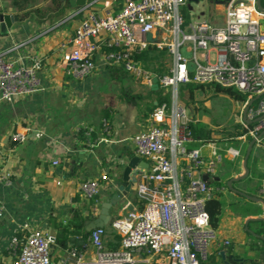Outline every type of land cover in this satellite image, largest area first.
I'll use <instances>...</instances> for the list:
<instances>
[{"label":"built area","instance_id":"built-area-1","mask_svg":"<svg viewBox=\"0 0 264 264\" xmlns=\"http://www.w3.org/2000/svg\"><path fill=\"white\" fill-rule=\"evenodd\" d=\"M186 3L110 0L109 8L97 9L93 1L74 14L87 12L74 35L60 44V64L66 76L79 81L115 65L149 88L154 87V76L158 77L162 100L149 114L146 128L130 138L134 153L149 164L135 173L133 208L92 229L89 243L78 246L73 242L61 248L57 235L41 227L26 228L22 238L7 232L1 249L12 256L11 264H55L56 260V264H209L212 245L220 235L211 224L206 201L225 189L214 190L211 183L220 180L225 157L237 158L241 151L194 137L192 125L199 121L183 98L182 86L220 85L245 94V100L237 101L241 108L238 120L252 140L260 143L264 131V13L257 0H226L223 25L201 20L184 29L180 6ZM23 46L19 42L0 51V103L13 104L46 90L40 76L42 55L11 56ZM163 48L167 50V72L157 74L145 68L142 53ZM104 130H110L107 119ZM11 137L25 141L30 136L18 130ZM194 143L197 146L190 147ZM4 181L11 184L0 162V185ZM110 183L108 173H103L80 182L78 192L91 200ZM261 194L264 199V180ZM6 203L0 199V217L7 211ZM230 242L225 239L222 246Z\"/></svg>","mask_w":264,"mask_h":264},{"label":"crops","instance_id":"crops-1","mask_svg":"<svg viewBox=\"0 0 264 264\" xmlns=\"http://www.w3.org/2000/svg\"><path fill=\"white\" fill-rule=\"evenodd\" d=\"M93 1L97 9H107L110 6V0H86V4ZM82 7H72L70 0H0V13L10 18L17 17L9 28V32L0 34V51H6L22 42L24 46L19 49L20 52H12L11 56L19 54L29 56L39 53L44 58V67L40 76L45 82L46 90L34 97L44 96L51 100L50 93L62 87L64 83L67 84L66 79L69 80V89L72 88L71 91L74 94L84 85L86 89L89 88V81L83 80L78 85L76 81L66 76L60 64V44L74 35L76 27L87 14L83 12L74 15ZM215 8L216 14L205 20L221 26L225 22V5L216 2ZM263 18L264 16L262 20ZM98 74L114 79L129 78L124 89V97L132 107L115 104L118 108L112 106L104 110L101 116L87 114L70 120L67 112L62 115L59 108L56 109L47 102L43 109L34 108L35 114L31 116H40L42 119H38L32 126L29 124V126H23L16 121L10 125L4 116V122L8 125L4 123V132L0 137V162L1 169L9 174L11 184L8 185L4 181L2 186L0 185V199L7 202V211L3 217H0V264L12 262L9 252L1 249L4 244V234L7 232H16L22 238L27 233L26 228L41 227L60 235V230L54 225L55 221L69 225L70 230L74 231L76 229L74 218H77V215L83 216L84 226L85 221L98 216L102 203L122 182L123 169L130 158L137 156L133 151L130 138L146 128L151 104L156 105L159 101L158 89L149 88L144 84L143 87L136 88L138 82L134 83L133 77L120 66L113 65L101 71L97 70L88 78H96ZM58 76H62L64 81L59 80ZM134 81L137 80L134 79ZM210 89L214 90V87L206 86L204 89L196 90L194 96L197 92L204 94L211 91ZM183 90L189 93L187 89ZM27 99L29 97H24L13 104L5 102L0 104H4V109L11 108L14 114L16 112L20 118H23L25 117L24 100ZM196 104L198 110L193 112V115L199 122L212 129V135L218 139V145L225 149L219 139L223 134H227L222 132L226 125L212 124L211 118L205 111L209 107V100L204 99L202 103L197 101ZM16 108L22 112L16 111ZM237 110L234 116L236 131L244 128L246 133L237 136V146L229 144L238 148L241 155L234 158V166L227 168V171L222 169L223 164L220 167V170L222 169V172L224 171L225 175L228 174L231 178L244 174L243 162L250 145L247 129L238 120L241 108L238 107ZM105 119L110 125L109 132L104 130ZM244 122L249 125V121L244 120ZM82 129L85 131L83 140L80 139ZM18 130L28 131L30 137L25 141L13 140L11 135ZM55 140H60L61 144L60 142L57 144ZM197 144H191L190 147ZM245 151L246 154H244ZM249 156V174L245 177L249 181L247 187L238 186L234 182L233 186L248 195L263 198L261 187L264 180V134L261 136V142L253 145ZM141 159L149 164L146 159ZM53 160H59V163L55 165ZM120 163L122 165H119ZM137 169L132 174L134 182L132 190L125 199V213L127 209L133 208L136 201L135 173ZM103 173H108L111 179L110 186H106L96 198L84 199L78 192L80 182L98 177ZM220 173L221 171H219V178L223 175ZM58 181L61 183L58 184ZM214 197L222 200L224 208L216 228L220 239L212 245L209 264H264V231L261 232L262 234L257 233L264 226L253 222L264 218V202L253 201L230 189L216 192ZM112 208L110 213L116 217L112 213ZM90 233L91 231L87 238L71 235L69 243L75 242L78 245L76 239H85L86 243H89ZM225 239L231 241L229 245H232L231 247L222 246V241Z\"/></svg>","mask_w":264,"mask_h":264},{"label":"rangeland","instance_id":"rangeland-1","mask_svg":"<svg viewBox=\"0 0 264 264\" xmlns=\"http://www.w3.org/2000/svg\"><path fill=\"white\" fill-rule=\"evenodd\" d=\"M215 6H216V2L214 0H200L198 3L187 2L185 5L180 6V13L184 20L183 28L186 29L189 24L196 22V20L197 21L205 20L209 18L211 15H215L216 14ZM263 23H264V18L262 20V24ZM62 58L63 56L61 54L60 60H62ZM167 60H169L170 62L172 61L171 57L169 56H167ZM165 72H167L166 69ZM57 78H59V80L61 81H64L62 76H58ZM83 80H86V82L89 81L90 86L87 89L85 88V85L82 86V88L80 87L81 89L76 90L78 94L77 93L74 94L71 91L72 88L69 89V80L66 79L65 81H68L67 84L64 83L62 87H58L56 91L50 93L52 98L51 100L48 97H44V96L34 97L35 95L38 94L26 96V98L29 97V99L24 100L25 117L23 118H20V116L16 112L14 114V111L11 108L4 109V104H0V137L1 134L4 132V123L8 125L7 123L10 122L11 125L14 123V121H16L18 122V124L23 126H27L28 124L32 126L34 123L38 121V119L39 120L42 119V117L40 118V116L35 115L34 117L31 116V114H35L34 108H37V110L38 108L43 109L44 104H48V103L51 104V106H53L56 109L59 108L60 114L62 115H64L65 112H67L70 115V120H75L78 117H82L83 115H87V114H91V115L95 114L97 116H101L104 110H108L112 106L115 107V104L116 105L122 104L128 108L132 107L131 103L127 102V100L124 97V89L126 87V84L129 82V78L114 79L107 75L98 74L96 78L87 77L85 79L76 82L79 85V83ZM132 81L134 83L138 82L136 88L143 87V84L141 85L140 81H134V78H132ZM210 90L211 91L207 93L205 92L204 94L197 92L192 99H190L188 93L183 94V98L185 102L189 105L191 113L193 114V112H196V110H198V105L196 104L197 101L202 103L204 99H207L209 100V107L205 111L207 113V116L211 118L212 124L218 125L220 123H223L226 126L223 127L222 132L225 133H227V131H230V133L236 132V122L234 116L238 112L237 108H238L239 100L230 97L228 94L226 95L225 93H222L224 95H220L219 93H216L213 89ZM71 94L73 95L71 96ZM196 97H198V99H196ZM17 110L22 112V110L16 108V111ZM232 115L233 117H230ZM4 116L6 117L7 123L4 122L5 121ZM234 160L235 159H231V158L226 159L223 163L222 169L226 170L227 168L233 166ZM222 169L220 170L221 171L220 175L225 174L224 171L222 172ZM226 183L227 181L221 179L217 182L213 181L211 183V186L213 187L214 190L217 189L218 187L222 189L223 188L228 189ZM234 183H236L238 186L247 187L249 181L247 178H244L239 181H235ZM124 205H125V200L124 202L122 200V203L113 206L112 213L116 217L125 214ZM231 246H228V248Z\"/></svg>","mask_w":264,"mask_h":264},{"label":"trees","instance_id":"trees-1","mask_svg":"<svg viewBox=\"0 0 264 264\" xmlns=\"http://www.w3.org/2000/svg\"><path fill=\"white\" fill-rule=\"evenodd\" d=\"M261 6L264 9V0H260ZM166 53L167 50L165 48L163 49H152V50H147L145 52L142 53V55L140 56L142 59V63L143 66L147 69H150L152 71H154L157 74H163L165 72V67H164V60L166 59ZM211 86V85H209ZM206 86L202 85V84H193V83H188L182 86V89H187L188 90V94L190 99L193 98L194 96V92L196 90L199 89H204ZM214 91L216 93H225L228 94L230 97L236 99V100H240L243 101L246 99V95L240 93L239 91H237L236 89L232 88V87H225V86H220V85H214ZM157 99L159 101L162 100V95H161V91L158 90L157 92ZM155 105L151 104V110L153 111ZM107 113V112H106ZM105 113V114H106ZM106 116V115H105ZM241 127V126H240ZM192 130H193V134L194 137L198 140H201L202 142H209V141H217L218 139H215L212 135L213 131L212 129H210L209 127H207V125H205L204 123L201 122H197L196 124L192 125ZM82 136L80 137L81 140L84 139V130L82 129ZM246 133V130L244 128H242L241 130H238L236 132H231L228 131L227 134H223V136L221 137V139H219V142L222 143L221 145L223 147H230L231 145L233 146H237V136L242 135ZM264 134V133H263ZM252 141V138L250 137L248 139V144ZM231 143V145L229 144ZM244 154H246V151L244 152ZM250 157V156H249ZM226 158V157H225ZM228 159V158H226ZM224 159V161L226 160ZM250 158H248V162H249ZM235 163H233L234 166ZM231 166V167H233ZM248 168H249V164H248ZM231 176L228 174H223L222 177H220V180L223 179L225 181H228V179H230ZM217 182V181H216ZM227 186V183H226ZM228 188V187H227ZM206 207L207 210L210 214V220H211V224L214 228H217L220 222V217L223 214V202L222 200H219L215 197H211L209 199H207L206 201ZM77 218H74V224L76 226V229L74 231L70 230L69 225H63L62 223H58L57 221L54 222V225L57 227V229L60 230V235H57L58 238V243L60 244L61 247L65 248L69 242H70V236L71 235H77V236H82L84 238H87V236L89 235V233H85L84 231V221H83V216L77 215ZM254 223H260L262 226H264V220H257V221H253ZM250 228V227H249ZM261 231H257L258 234H262L261 232L264 231V228H261Z\"/></svg>","mask_w":264,"mask_h":264},{"label":"water","instance_id":"water-1","mask_svg":"<svg viewBox=\"0 0 264 264\" xmlns=\"http://www.w3.org/2000/svg\"><path fill=\"white\" fill-rule=\"evenodd\" d=\"M199 1L200 0H187V2L189 3H192V2L198 3ZM214 1L219 2V3H224V1L226 0H214ZM70 3L72 7H77V6L84 7V5L86 4V0H70ZM257 6L259 10L264 13V9L261 6L260 0H257ZM16 19H17L16 16H13L10 18L8 16H5L3 13H0V34L2 35L7 34L9 32V28L12 26L13 22ZM148 38L149 39L151 38L150 34ZM189 68L191 70L194 69L192 63H190ZM153 88L158 89V77L157 76H154V87ZM263 133L264 131L262 132L261 136L263 135ZM254 144H255V140H252L250 142L247 154L245 156V159L243 162L244 170H245L244 174L228 179L227 187L228 189L235 190L236 192H238L239 194L245 197H249L253 201H261V202L263 201L264 202L263 198L248 195L245 192H242L241 190H237L233 187V182L244 179L249 174L248 158L250 155L251 148L253 147ZM119 165H122V164L120 163ZM144 167L145 168L148 167V163L145 160L141 159L139 156H132L130 158V161L128 162L127 166H125V168L123 169L122 182L118 185L117 188H115V190L111 193L110 197L102 203L101 210L98 216L94 217L91 220L85 221V226H84L85 233H89L92 229L96 227H103L107 225L108 223H110L115 218L111 215L110 209L113 206L122 202V200L128 198L132 190L133 184H134L132 180V174L134 173V170L136 168L140 169ZM261 219L264 220V218H261ZM76 243L79 246H83L86 243V240L76 239Z\"/></svg>","mask_w":264,"mask_h":264},{"label":"clouds","instance_id":"clouds-1","mask_svg":"<svg viewBox=\"0 0 264 264\" xmlns=\"http://www.w3.org/2000/svg\"><path fill=\"white\" fill-rule=\"evenodd\" d=\"M125 200V199H124ZM121 203V202H120Z\"/></svg>","mask_w":264,"mask_h":264}]
</instances>
